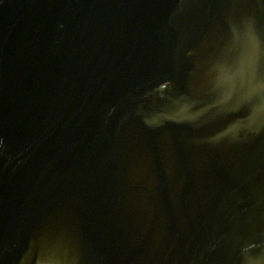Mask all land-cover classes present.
Segmentation results:
<instances>
[{"label": "water", "instance_id": "water-1", "mask_svg": "<svg viewBox=\"0 0 264 264\" xmlns=\"http://www.w3.org/2000/svg\"><path fill=\"white\" fill-rule=\"evenodd\" d=\"M0 264H264V0H0Z\"/></svg>", "mask_w": 264, "mask_h": 264}]
</instances>
